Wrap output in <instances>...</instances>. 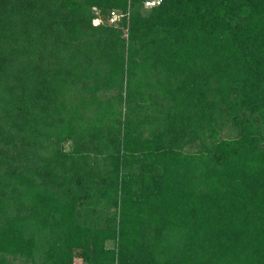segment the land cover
Masks as SVG:
<instances>
[{
	"label": "trees",
	"instance_id": "obj_1",
	"mask_svg": "<svg viewBox=\"0 0 264 264\" xmlns=\"http://www.w3.org/2000/svg\"><path fill=\"white\" fill-rule=\"evenodd\" d=\"M152 1L0 0V264H264V0Z\"/></svg>",
	"mask_w": 264,
	"mask_h": 264
},
{
	"label": "built area",
	"instance_id": "obj_2",
	"mask_svg": "<svg viewBox=\"0 0 264 264\" xmlns=\"http://www.w3.org/2000/svg\"><path fill=\"white\" fill-rule=\"evenodd\" d=\"M153 2H158V0H154V1H152V2H146V4L148 5V4H151V3H153ZM118 17H119V13H118V12H116V11H114V10L109 11L108 16H107V23H108V24H113V23H115L116 20L118 19ZM92 22H93L94 24L98 23L97 18L92 19Z\"/></svg>",
	"mask_w": 264,
	"mask_h": 264
},
{
	"label": "rangeland",
	"instance_id": "obj_3",
	"mask_svg": "<svg viewBox=\"0 0 264 264\" xmlns=\"http://www.w3.org/2000/svg\"><path fill=\"white\" fill-rule=\"evenodd\" d=\"M97 20L99 21L100 19H97ZM91 23L94 24L92 21H91ZM106 245L110 246V242H107ZM72 264H82V263H81V260L79 258H74Z\"/></svg>",
	"mask_w": 264,
	"mask_h": 264
}]
</instances>
